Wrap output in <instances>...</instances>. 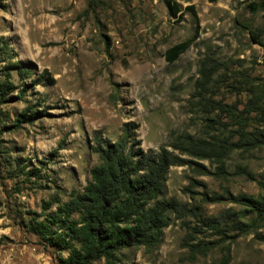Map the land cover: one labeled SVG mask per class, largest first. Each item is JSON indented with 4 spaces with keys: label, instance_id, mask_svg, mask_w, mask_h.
Listing matches in <instances>:
<instances>
[{
    "label": "rangeland",
    "instance_id": "374dc122",
    "mask_svg": "<svg viewBox=\"0 0 264 264\" xmlns=\"http://www.w3.org/2000/svg\"><path fill=\"white\" fill-rule=\"evenodd\" d=\"M165 1L0 0V39L27 66L10 71L16 89L0 103V264H62L68 253L28 223L83 192L99 163L95 136L116 142L128 122L145 152L227 150L222 165L182 155L189 164L167 174L164 198L179 210L161 243L111 264H264V216L241 201L264 205V145L250 143L264 132V0H172L175 18ZM193 38L169 63L166 52ZM24 110L39 114L17 123Z\"/></svg>",
    "mask_w": 264,
    "mask_h": 264
},
{
    "label": "trees",
    "instance_id": "16d2710c",
    "mask_svg": "<svg viewBox=\"0 0 264 264\" xmlns=\"http://www.w3.org/2000/svg\"><path fill=\"white\" fill-rule=\"evenodd\" d=\"M165 5L171 18L181 12L180 6L172 0H166ZM190 10L196 16L194 7L191 6ZM194 39L170 48L166 52L168 62L177 60ZM13 56L9 42L0 39V64L10 63L4 67L5 80H0V103L16 89L10 71L16 70L21 77L26 71L23 67L27 66L22 62L11 61ZM47 81L52 85L55 80L49 76ZM26 112L24 110L19 116L17 123L31 122L34 115L39 114L27 115ZM260 114L264 116V107ZM136 130L133 122L125 123L116 142L96 135L93 152L99 163L91 169V178L83 192L71 193L70 199L59 205L53 214L42 220L32 218L28 223V229L47 246L68 253L67 258L61 260L62 264H93L101 259L111 264L123 249L145 247L151 250L157 247L162 241L164 228L169 225V213L179 210L175 198H164L169 169L189 164L182 155L215 158L222 165L227 150L224 144L206 146V142H181L180 146H170L173 151L162 147L157 153L145 152L137 141ZM251 136L250 143L264 145V132ZM241 201L254 208L259 216H264V205L260 201L246 197ZM50 205L47 202L43 209ZM218 219L208 218L207 223L217 229ZM259 239L264 242V235Z\"/></svg>",
    "mask_w": 264,
    "mask_h": 264
}]
</instances>
